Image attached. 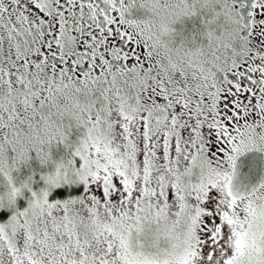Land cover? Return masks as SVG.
<instances>
[{"label":"snow or ice","instance_id":"obj_1","mask_svg":"<svg viewBox=\"0 0 264 264\" xmlns=\"http://www.w3.org/2000/svg\"><path fill=\"white\" fill-rule=\"evenodd\" d=\"M0 264H264V0H0Z\"/></svg>","mask_w":264,"mask_h":264}]
</instances>
